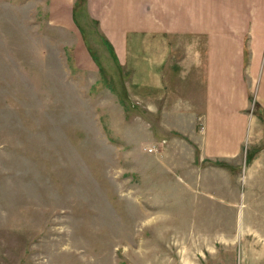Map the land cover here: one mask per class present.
I'll return each mask as SVG.
<instances>
[{
	"label": "rangeland",
	"instance_id": "1",
	"mask_svg": "<svg viewBox=\"0 0 264 264\" xmlns=\"http://www.w3.org/2000/svg\"><path fill=\"white\" fill-rule=\"evenodd\" d=\"M50 2L0 0V264H254L230 202L257 148L201 161L135 102L133 61L115 60L87 0L69 28L50 23ZM171 102L163 126L187 133V100Z\"/></svg>",
	"mask_w": 264,
	"mask_h": 264
},
{
	"label": "crops",
	"instance_id": "2",
	"mask_svg": "<svg viewBox=\"0 0 264 264\" xmlns=\"http://www.w3.org/2000/svg\"><path fill=\"white\" fill-rule=\"evenodd\" d=\"M74 1L68 2L64 25L56 22L63 21L62 0H51L50 23L74 26ZM256 2L261 8H255ZM87 11L120 66L130 55L135 102L158 113L160 127L183 134L201 161L230 164L244 146L257 148L247 165L244 158L235 179L231 175V195L238 199L230 208L238 233L254 242L246 255H238L264 264V0H87ZM106 30L118 34L121 45L114 46ZM165 39L173 40V47L160 41ZM182 72L185 81L178 80ZM163 82L166 94L160 93ZM177 93L188 102L187 133L163 126ZM261 132L262 144H257Z\"/></svg>",
	"mask_w": 264,
	"mask_h": 264
},
{
	"label": "trees",
	"instance_id": "3",
	"mask_svg": "<svg viewBox=\"0 0 264 264\" xmlns=\"http://www.w3.org/2000/svg\"><path fill=\"white\" fill-rule=\"evenodd\" d=\"M79 1H81V0H75L74 1V3H73V8H72V21L74 22V18H73V11H74V9L77 7V5H78V3H79ZM85 1V0H84ZM80 33V32H79ZM80 36H81V34H80ZM104 40H105V42H106V44L109 46V47H111V45H110V43L107 41V39L106 38H104ZM72 61L74 62V58L72 57ZM98 68V67H97ZM99 69V68H98ZM250 101H252V99L250 98ZM254 107H256V109H258V106L256 105V104H254ZM251 161V156H249L248 155V152L246 153V158H245V163L246 164H248L249 162ZM217 163V162H216ZM218 163H222V162H218Z\"/></svg>",
	"mask_w": 264,
	"mask_h": 264
}]
</instances>
